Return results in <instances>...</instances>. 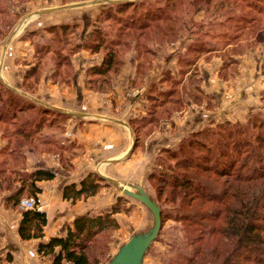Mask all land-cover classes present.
<instances>
[{"label":"trees","instance_id":"1","mask_svg":"<svg viewBox=\"0 0 264 264\" xmlns=\"http://www.w3.org/2000/svg\"><path fill=\"white\" fill-rule=\"evenodd\" d=\"M225 1L228 12L222 25H218L217 13L223 5L220 0L214 3L211 0H205V3L204 0H138L103 8L93 28L84 37L79 23L66 22L47 28L46 32L52 35L50 43H40L37 33L31 32L37 41H30V44L38 53L44 51L56 58V72L61 67L67 68V62L75 53L99 54L101 62L87 70L86 83L93 85L95 82L102 86L110 85L119 75L125 55L134 51L137 78L133 82L134 86H140L158 47L174 43L184 31V22L190 21L198 8H204L206 22L204 26L198 25L202 29L193 26L194 35L185 52L178 57L177 73L174 75L167 70L159 82L152 83L146 93L145 115L128 121L135 138L133 148H136L145 139L144 130L154 129L161 118L166 119L181 107L185 101L184 92L193 95L190 80L186 79L182 88L180 83L196 61L220 51L223 59L221 76L225 77L227 72L233 79L238 71V63L233 57L242 54V50L235 51L238 40L248 31L251 36L246 35V38H253L252 44L261 41L262 28H258V23L260 16L264 15V0ZM234 2L242 4L245 13L234 14V9L238 8H233ZM4 13L0 11V15ZM73 38L75 42H72ZM230 45L232 48H227ZM67 46L71 49L69 53L64 49ZM60 54H64L62 59ZM26 73L22 84L35 75L36 69ZM202 93L201 89L199 96L195 97L198 101L205 97ZM17 115H23L24 121L20 126L14 123V139L2 149L8 159L13 161L17 151L25 149L40 152L49 147L54 151L62 146L68 147L61 145L59 138L50 132L63 133L71 119L69 115L33 103L0 81V123H12ZM60 122H63L62 128H59ZM16 138L19 139L15 141ZM27 140L33 144L25 145ZM17 158L25 164V156L18 155ZM156 159L157 167L149 174V180L159 186L160 197L168 191L164 205L168 204L169 208L163 211L166 207L155 203L161 227L167 220L179 223L185 244V251L176 253L167 264H264L263 115L253 114L243 125L230 121L212 123L185 136L175 149L163 148ZM12 161L8 163L5 159L0 164L6 167ZM23 176L20 188L7 195L10 201L14 200L13 206H19L20 196L25 192L33 196L39 193V182L55 178L54 172L47 169H36ZM105 182L98 174L89 172L79 183L65 186L62 198L74 202L79 198L93 197ZM118 200L121 202L120 198ZM115 204L108 213L97 216L86 213L76 217L64 236L51 237L46 242L42 241L45 213L21 209L17 234L22 241L38 240L36 253L49 257L50 264H90L86 251L93 238L117 227L113 215L118 213L119 207Z\"/></svg>","mask_w":264,"mask_h":264},{"label":"rangeland","instance_id":"2","mask_svg":"<svg viewBox=\"0 0 264 264\" xmlns=\"http://www.w3.org/2000/svg\"><path fill=\"white\" fill-rule=\"evenodd\" d=\"M136 1L138 0H0V11L3 10L5 12L3 15H0V64H3V66H0V70L4 72L8 71L10 66L3 63V61L6 58V54L10 50L13 52L11 54L13 60L16 59L14 61L15 63H13L14 66L21 67V84H19V89L22 90V93L19 94L21 97L26 98L27 95L36 96L40 94L41 91L47 93L56 91L58 93L57 97L65 95L66 92L71 93L72 78L75 75L76 69H78V59L76 56L80 52L75 53L70 57L69 63L67 62L66 64L68 66L67 68L61 67L56 72V58L44 51L42 53H38L39 51L36 50L35 46L30 44V41L31 43L32 41L35 43L37 40H39L40 43H50L49 41L52 39V35L47 33L46 30L47 28L54 26L51 23L55 22L56 24H61L64 22L59 21H71V18L73 21H76L77 18H79V14H86V19H83L85 20L83 23L86 25V34H88L93 28L95 20L98 18L99 13L103 8L120 2L132 3ZM211 1L214 3L216 0ZM220 1H223V5L222 7H219V11H217L219 19L218 25L224 24L225 15L228 12L227 2L225 0ZM228 3H231V1H228ZM236 6H238V8L234 9V14L245 13L242 12V4L234 2L233 8ZM229 10L230 13H232V7L229 8ZM90 14L92 17H89ZM248 14L253 15V13ZM206 18L207 16L204 8H198L196 13L194 15L192 14L190 21L184 22V31L174 43L165 44L158 47L152 66H150L151 68L146 74L144 83L140 86H134V82L132 81L125 83L124 80L122 83L123 71L124 76L126 77L131 73V68H133L132 60L130 58L131 55H129L131 52L125 55L123 66L119 75L115 77L112 82H110L109 86H102L100 84H96L95 82L93 85L92 83L87 84V70L91 67H94L96 64H99L101 62V56L99 54L90 55L87 51H81L86 53V58L95 57L99 59V61L94 64L88 60V62L86 61V69L84 71L82 82L85 95H87V97H108L109 99L111 96L125 98L138 93V95H144V99L146 100V93L149 86L152 83L159 82L162 78V74L165 71L170 70L173 74L177 73L178 57L180 54L185 52L188 43L193 37L192 35H194V31L192 30L194 28L193 26H197L196 29H202L203 27H199L198 25L202 24V26H204L203 23L206 22ZM39 24H43L45 27H43L40 32H36L34 26H38ZM79 24L81 30L82 24L81 22ZM255 27L256 25L254 28ZM258 28H262L260 30V34L262 35L260 37L261 41L259 43L252 44L254 40L253 38H246V35L251 36L248 31H246L244 33L245 35L242 36V39L238 40L234 46L236 49L235 51L240 52L242 50V54L235 55L233 57V59L238 63V71L233 79H231V75L229 73L227 74V72L225 77L221 76V73H223L221 72L223 59L220 51H215L217 53H209L207 56L201 57L198 61H196L192 69L185 74L182 82L180 83V88H182L186 79H188V81L190 80V86L193 95L189 96L188 92H184L182 96L186 97L187 101H184L181 104V107L176 110V112L172 113L166 119L161 118L157 122L156 127L149 132L148 130H144L143 137H145V139H142L139 147L133 148V150L130 152V158H137L139 154H145L146 141L155 133H157L156 136L163 135L162 137H169L168 139L171 141V143H173L179 136L185 134L180 139L181 141L185 136L202 128H206L212 123L230 121L234 123L238 122L243 125L247 123L250 119V116L255 113H260L264 116V15L260 16L259 18ZM31 32L37 33V40L34 38L35 35L31 36ZM74 38L72 42H75ZM8 40L9 42H7ZM82 40L83 39H81V41ZM154 40L161 42V40L157 39L156 37H154ZM76 41L78 43V40ZM218 44L221 46L219 42ZM20 46H24V48L19 50ZM155 47H157V45ZM227 48L231 49L232 47L230 45ZM64 49L67 53L71 52V49L68 46ZM127 55L129 56L127 57ZM60 56L59 58L62 59L64 54H60ZM28 58L29 60H27ZM33 68L36 69L35 75L31 78H28L25 84H22L24 82L23 76L25 73ZM204 73L209 74V79L202 85V78H200V76L203 74L204 78ZM71 74H74L73 77H71ZM44 77L49 79L48 82L50 85L45 86L44 83H41ZM2 84L4 85L6 83L2 82ZM211 88L214 91V95L205 93L206 89L209 90ZM201 89L203 92L202 96L205 97L200 98L198 101L195 97L199 96ZM243 93L244 97H242ZM208 96L216 97V99L212 98V100H209ZM125 100L126 99H123L124 102ZM116 101L112 100V103L115 105V109L112 113L115 115L117 113H124L127 109V105L123 106L124 104L121 100H119L120 103L118 101L116 103ZM45 105L47 107L43 105L42 106L52 109L49 107L50 105H47L46 103ZM194 110H200L201 112L208 111L209 113H207L206 118H204L201 123L191 125L190 123L183 122L185 119H187V117L193 116ZM215 112H217V114L213 115ZM23 121V115H17L16 119L13 120L12 123H9L12 124V127L8 123H0V132L2 131L0 137L6 141V145L8 144L9 140L11 142L14 139V123H17V125L20 126ZM107 122L112 123L109 121ZM117 122L118 121L116 119V123ZM85 123L86 122L83 121L80 124V128H76L77 131H75V133L68 131L66 125L64 127L63 133L54 132L55 130L51 131L50 134L59 138L58 142L60 141L61 145H68V147L62 146V148L58 149L57 151H54L50 147L48 149L45 148L46 150H42L40 152H38V149L36 152L30 149H25L24 151H17V155L12 161L11 159H8L6 153H3V148L0 150V161L5 159L8 163L9 160L12 161L11 164L7 165L6 167L0 164V212L2 214L12 216L11 222L16 221L17 215H20L21 218V209L28 210L22 207L25 201H30L33 199L36 202V206H38V200L41 209L35 210L44 212L46 209L44 204L46 202L43 203L40 196L41 189L40 192L35 196L32 194L29 195L27 192H25L24 195H21L19 206H13L12 202H14V200L12 199V201H10L9 198L12 193H15L20 188L21 183L24 180V173L35 170L33 168L27 169L28 160L33 159V157L30 158L31 155H34L36 158H38V156H42L41 159L44 161H49V159L53 157L54 160L58 162V164H55L51 167H56L57 169L62 170L63 172L59 173V176L61 177L67 175L66 173H72L75 176V182L77 183L86 177V166H89L88 163H91V159L86 156V141L82 139L83 136H76L79 129L83 128ZM62 127L63 122H60L59 128ZM128 130H130V127ZM46 133H49V131ZM18 139L19 138H16L15 141ZM132 140L134 141L135 145V138L132 137ZM180 141L172 147L159 148V150L154 153L155 155L153 157H148L145 165L141 166L140 170L138 171L139 181L137 183L149 196L150 200L158 203L159 206L166 207L163 209V211L169 208L168 204L164 205V199L168 194V191H166L165 195L163 194L162 197H160L158 193L160 188L157 186L156 182L154 183L149 180V174L154 170L155 167H157L156 158L160 151L163 148L175 149ZM24 144L32 145L33 143L27 140ZM162 144L164 145L166 143ZM129 151L130 150L127 152ZM18 155H22L23 157L25 156V167H23V162L17 158ZM147 155H150V151L148 150L146 156ZM150 166L151 168L147 172ZM93 167L94 169H92L90 172H94L99 176L102 175L108 179L110 178L107 177V173H110L117 175L120 181L125 182V175L117 174L113 170H106L104 166L102 167V165H97V161H94ZM143 168H145V170L142 172L141 169ZM105 171L107 173H105ZM142 173L144 174L140 179V175ZM111 180L115 183L113 179ZM70 184L72 183L66 184L64 187ZM117 184H119V186L115 187L114 184L106 181L100 186L97 194L93 197L79 198L78 200H74V202L72 200H64L62 198L63 189L60 193L63 203L69 209H73L76 217L86 215V213L93 216H97V214H103L105 212L108 213L111 211L112 206L116 203L118 198L121 199V202H118V200L115 204L117 207H119L118 213L113 215L117 223V227L115 229H109L104 233L94 237L88 250L86 251L90 264H109L119 255L120 252L123 251L130 240L139 241L146 235H149L154 228L155 220L153 214L141 202L126 196L121 191V189H119V187H121L120 183ZM132 192L136 191L134 190ZM8 194L9 196L7 197ZM124 202H126V204ZM60 209L63 210V207ZM65 209L67 208L65 207ZM76 217L72 219V222ZM2 241L3 240L1 239L0 243H2ZM31 241L22 242L25 243L24 245H28L26 243ZM180 251H185L183 233L181 231L180 224L174 222L173 220H167L163 222L158 237L145 251L140 264H167V262ZM34 255L35 256L33 259L36 260H34L33 263L50 264V258L37 255L36 248Z\"/></svg>","mask_w":264,"mask_h":264},{"label":"crops","instance_id":"3","mask_svg":"<svg viewBox=\"0 0 264 264\" xmlns=\"http://www.w3.org/2000/svg\"><path fill=\"white\" fill-rule=\"evenodd\" d=\"M89 17H92L90 14ZM83 19H86V14H79V18L76 21L63 20L59 22H81V29H82V37L86 35V28L84 25ZM57 22V23H59ZM51 24L57 25L55 22ZM60 24V23H59ZM45 25L39 24L38 26H34L36 32H40ZM27 47V46H25ZM24 48V46H20L19 50ZM12 51H8L6 54V58L3 63L9 65L8 71H1L0 70V79H2L6 83L4 84L9 89L13 90L14 92H19L18 94L22 93V90L19 88V84H21V67H15L13 63H15L12 57ZM18 55V54H16ZM129 55H131L132 65L131 73L128 76L122 77V83L125 80V83L128 81H134L136 77V69H137V61L135 59V52L132 51ZM127 55V57L129 56ZM78 59V69H76L75 75L72 78L71 86L72 90L71 93L66 92L65 95L57 97V92L53 91L52 93L42 92L36 96L27 95V99L33 103L38 104L35 101L43 104L50 105L51 107L58 108L60 110H64L69 112L71 119L67 122L66 128L71 133H75L77 131V127L80 128V124L84 121L86 122L83 128L79 129L78 134L76 136H83L82 139L86 141V156L91 159V163L86 166V175L92 169H94V161H97V165H102L106 170H113L117 174L125 175V182L120 181L117 175H113L107 173V177L113 179L116 183L115 187L120 185L125 186L126 191L135 195L138 193V190L141 189V186L137 183L140 167L145 165L146 160L148 157H153L155 152L162 147H172L173 145L177 144L180 139L185 135L179 136L175 139L173 143L166 138L162 137L163 135H157V133L153 134L151 137L148 138L146 141V149L145 154L138 155V157L134 158L130 155L128 158L124 159L127 151L130 148L134 147V141L130 136L128 128V121L131 119H139L145 115L146 109V100L144 99V95H131L130 97H87L84 93L83 88V76L84 71L86 69V61H90L93 64L98 62V58H86L85 52H80L77 54ZM126 57V60H127ZM101 58V57H100ZM29 60V58L27 59ZM87 61V62H88ZM3 66V64H0ZM176 74V73H174ZM200 76L202 78V85L209 79V74L204 73ZM48 78L44 77L42 79V84L44 83L45 86L50 85L48 82ZM203 89V88H202ZM210 95H214L213 89H209L205 91ZM87 94V92H86ZM86 96V97H85ZM141 96V97H140ZM246 96V95H245ZM244 97V93L242 94ZM216 99V97H213ZM218 98V97H217ZM123 101L126 99L125 102L123 101V106L127 105V109L124 113H117L116 115L112 113L115 109V105L112 103V100ZM35 100V101H33ZM116 101V103H117ZM185 101L187 98L185 97ZM190 101V100H189ZM247 102V100H246ZM245 102V103H246ZM86 103V106H85ZM40 105V104H38ZM42 106V105H40ZM246 106V105H245ZM193 110V109H192ZM117 111V110H116ZM221 112V111H219ZM208 111L201 112L200 110L195 111L192 117H187L183 122L190 123L191 125H195L197 123H201L204 118H206ZM65 114V113H64ZM212 114V113H210ZM217 114V112L213 113V115ZM117 119V123H116ZM112 122V123H108ZM116 123V124H115ZM83 132H81V131ZM196 130V129H195ZM131 131V129H130ZM2 131L0 132L1 135ZM132 133V131H131ZM133 135V133H132ZM161 136V137H160ZM134 137V136H133ZM166 143V144H162ZM6 146V141L1 139L0 137V150ZM131 150V151H132ZM147 150L150 151V155L146 156ZM140 156V157H139ZM27 162V169H40V168H47L51 169L52 172L55 173L54 180L50 182H39L37 186L41 189L40 196L42 198L43 203L45 204L46 209L44 213L46 215V225L43 228V242H46L51 237H61L64 236L67 228L72 223V219L76 217L74 214L73 209H69L64 203L61 198V191L64 185L69 183H77L75 182V176L70 173H66L67 175L61 177L59 173L63 172L62 170L57 169L54 166L58 164L53 157L49 159V161H44L41 159L42 156H38V158L31 155ZM53 162V163H52ZM52 163V164H51ZM148 165V164H147ZM108 168V169H107ZM151 166L148 168L147 172L150 170ZM32 170V169H31ZM145 168L141 169L143 172ZM146 172V173H147ZM144 173L140 175L143 176ZM70 175V176H69ZM145 176V175H144ZM67 177V178H65ZM129 188V190H128ZM121 191L124 188L119 187ZM124 189V190H125ZM136 192H132V191ZM143 191V190H142ZM126 195V194H125ZM128 196V195H126ZM128 197L138 201L135 197L129 195ZM140 202V201H138ZM67 209H65V207ZM63 207V210L60 209ZM88 210V209H87ZM86 210V211H87ZM17 215V214H15ZM11 217L6 214H2L0 212V240L2 239V243H0V264H35L33 263L34 260V252L36 245L39 243L38 240H32L31 242L25 243L22 242L17 234L18 222L20 220V215L16 217V221L11 222ZM15 220V219H14Z\"/></svg>","mask_w":264,"mask_h":264},{"label":"water","instance_id":"4","mask_svg":"<svg viewBox=\"0 0 264 264\" xmlns=\"http://www.w3.org/2000/svg\"><path fill=\"white\" fill-rule=\"evenodd\" d=\"M9 40H10V38H9ZM9 40L7 42H9ZM1 81L4 82L2 79H1ZM33 101H35V100H33ZM35 102H37L40 105L46 106L45 104L40 103L38 101H35ZM49 107L56 110V111H59V112L65 113V114H69V112H66L64 110H60L58 108H54L51 106H49ZM129 133H130V136L133 137L130 130H129ZM131 150H132V148H130V151L126 154L124 159L129 157ZM101 177L104 180L111 182V184L116 185V183H114L111 179H108L102 175H101ZM122 192L128 196L131 195L132 197H135L145 207H147V209L154 216L155 224H154V228H153L152 232L149 235H146L145 237H143L139 241L130 240L127 243V245L125 246V248L123 249V251L120 252L119 255L114 260H112L109 264H140V261L144 255L145 251L150 246V244L157 238L159 231L161 229L160 213H159L158 207L156 206L155 202L150 200L149 196L144 191H142L141 189H139L138 193L135 195L129 193L128 191H126L124 189L122 190Z\"/></svg>","mask_w":264,"mask_h":264},{"label":"built area","instance_id":"5","mask_svg":"<svg viewBox=\"0 0 264 264\" xmlns=\"http://www.w3.org/2000/svg\"><path fill=\"white\" fill-rule=\"evenodd\" d=\"M37 202H38V206H36V202L33 199H31L30 201H25L22 207L28 210H34V209L40 210L41 208L39 206V201L37 200Z\"/></svg>","mask_w":264,"mask_h":264},{"label":"bare ground","instance_id":"6","mask_svg":"<svg viewBox=\"0 0 264 264\" xmlns=\"http://www.w3.org/2000/svg\"><path fill=\"white\" fill-rule=\"evenodd\" d=\"M121 187L125 189V186H122V185H121ZM125 190H126V189H125Z\"/></svg>","mask_w":264,"mask_h":264}]
</instances>
